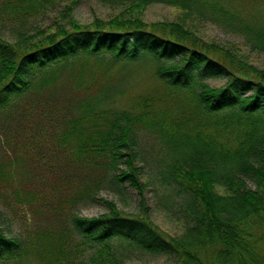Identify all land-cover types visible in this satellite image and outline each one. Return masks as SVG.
<instances>
[{"label": "trees", "instance_id": "trees-1", "mask_svg": "<svg viewBox=\"0 0 264 264\" xmlns=\"http://www.w3.org/2000/svg\"><path fill=\"white\" fill-rule=\"evenodd\" d=\"M81 1L0 0V24L17 32L62 2L69 26L0 37V205L32 220L23 236L0 229V263L117 264L119 238L173 255V264H264V65H246L182 21L142 19L152 3L223 17L264 52V0L245 12L241 0L235 13L220 0H97L129 16L90 26L71 16ZM71 59L78 65L64 76ZM136 62L153 66L159 86L129 92L118 107ZM218 78L220 86L207 82ZM143 132L165 145L168 178L183 194L184 227L173 237L149 219L142 197L137 215L103 200L104 214L74 211L104 187L143 195L135 154ZM85 244L98 245L86 259Z\"/></svg>", "mask_w": 264, "mask_h": 264}, {"label": "rangeland", "instance_id": "rangeland-1", "mask_svg": "<svg viewBox=\"0 0 264 264\" xmlns=\"http://www.w3.org/2000/svg\"><path fill=\"white\" fill-rule=\"evenodd\" d=\"M240 2L241 0H220L225 9L234 13L241 12ZM250 3V0L243 2V12H245V8L249 10L253 4L260 6L256 3L246 6ZM65 4L66 2H62L54 8H50L45 14L30 19L29 23L20 32H17L15 28L7 27L8 25L0 24V37L13 42L18 37L17 33L36 36L41 35L39 34L40 31L49 32L54 30L57 24L68 26V18L63 16V6ZM244 15H247V13ZM71 16L80 24L90 26L94 19L107 21L113 17H126L129 15L123 12V8L119 6L111 7L97 0H82L73 9ZM142 19L146 23L182 21L200 40L223 46L246 65L263 68L264 52L261 49L252 47L242 35L233 31L223 17L215 18L200 11L187 13L173 5L152 3L142 11ZM133 64L132 68L127 66L131 70L130 80L124 78L120 83L123 88L130 89L125 95L126 97L120 96L117 98L119 101L117 103L118 107L126 105L125 100L129 92L144 93L159 86L153 75V66L150 63L136 62ZM77 65L78 63L74 59L65 63L64 76ZM118 66L119 64L109 70V78L117 74ZM64 81H66L65 78ZM207 82L213 86H220L223 84L224 79H210ZM135 154L136 165L141 166L140 182L144 186L142 196H139L135 189L128 184L119 185L118 188L104 187L98 192L97 201L79 206L74 210L75 213L86 218L104 214L108 211V207L103 201H107L113 202L116 208L124 214L137 215L141 214L140 199L142 197L144 205L147 206V216L162 233L171 237L180 234L184 227L183 194L179 191L178 186L168 178V170L165 164L169 161V156L165 145L157 136L151 135L149 132H143ZM248 185L253 187L250 182H248ZM218 190L222 192L221 188ZM0 211V229L7 235L23 236L32 226L31 214L28 211L20 209L13 211L1 205ZM111 242L117 264H173L176 261L173 255L150 253L139 249L126 240L115 238ZM97 247V244H85V246H79L78 248L81 257L86 259ZM22 264L38 263L30 258L23 261Z\"/></svg>", "mask_w": 264, "mask_h": 264}]
</instances>
